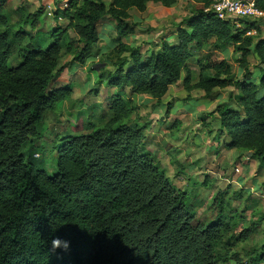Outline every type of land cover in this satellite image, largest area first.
Instances as JSON below:
<instances>
[{"label":"trees","instance_id":"1","mask_svg":"<svg viewBox=\"0 0 264 264\" xmlns=\"http://www.w3.org/2000/svg\"><path fill=\"white\" fill-rule=\"evenodd\" d=\"M150 2L168 7L175 0H69L55 11L67 17L66 26H55L45 47L29 43L14 66L7 64L9 17L0 4V264H223L227 259L215 251L220 223L194 224L185 194L142 152V127L131 123L135 105L123 89L159 100L179 82L208 98L215 97V87H237V107L222 103L214 111L217 133L226 136V148L251 151L264 161V37L247 34L253 28L257 34V21L242 20L236 27L204 10L210 5L205 0L204 9L176 28L174 41L163 40L143 55L123 38L133 32L129 10L144 11ZM256 4L264 11V0ZM41 10L23 22L36 27ZM104 18L117 42L108 54L114 68L108 84L116 90L108 117L86 134L65 137L49 174L35 167L24 147L39 134L44 113L71 93L69 85L50 88L62 55L83 62ZM211 37V49L232 45L239 52L242 80L226 61L198 59L200 71L213 74L190 83L191 48L203 47ZM249 54L258 60V81L247 77ZM55 238L70 241L69 251H51ZM257 263L264 264V246L249 258L248 264Z\"/></svg>","mask_w":264,"mask_h":264},{"label":"rangeland","instance_id":"2","mask_svg":"<svg viewBox=\"0 0 264 264\" xmlns=\"http://www.w3.org/2000/svg\"><path fill=\"white\" fill-rule=\"evenodd\" d=\"M68 1L0 0L2 12L9 17V66L21 60L23 48L29 43L45 47L52 41V29L66 26L67 17L55 11L65 8ZM40 8L36 27L23 22V17ZM204 8L205 0H175L168 7L150 2L144 11L132 8L128 21L133 32L123 41L148 55L163 40L174 41L176 28L185 26L184 19ZM257 25V34H253L264 37V22L259 20ZM97 29L99 39L83 62L72 61V54L62 55L50 88L69 85L71 93L44 113L39 134L24 147L35 167L49 174L55 171L57 146L65 137L86 134L108 117V106L116 92L108 84V75L114 69L108 54L117 42L107 18L98 22ZM69 36L75 37V33L69 30ZM214 39L211 37L203 47L191 48L187 63L190 83L200 75L213 74L210 69L201 72L198 59L226 61L237 79L246 76L238 61L239 52L232 45L211 49ZM247 60V77L258 81L257 58L249 54ZM123 91L135 105L131 123L142 127V152L149 154L176 192L185 194L193 223L202 227L210 222L220 223L222 236L215 251L227 258L223 264H248L249 258L264 246V161L251 151L226 148V136L217 133L219 120L214 112L222 103L237 107L235 97L239 89L233 85L215 87V97L208 98L202 90L187 89L179 82L170 86L159 100L131 93L127 87Z\"/></svg>","mask_w":264,"mask_h":264},{"label":"built area","instance_id":"3","mask_svg":"<svg viewBox=\"0 0 264 264\" xmlns=\"http://www.w3.org/2000/svg\"><path fill=\"white\" fill-rule=\"evenodd\" d=\"M204 10H211L219 19L230 21L236 27L241 26L242 20L264 22V11L257 6L256 0H210V5ZM253 32L254 28L248 30L247 34Z\"/></svg>","mask_w":264,"mask_h":264},{"label":"clouds","instance_id":"4","mask_svg":"<svg viewBox=\"0 0 264 264\" xmlns=\"http://www.w3.org/2000/svg\"><path fill=\"white\" fill-rule=\"evenodd\" d=\"M71 247V243L68 240H62L60 238H55L51 241V251H55L57 249H62L63 251H69Z\"/></svg>","mask_w":264,"mask_h":264},{"label":"crops","instance_id":"5","mask_svg":"<svg viewBox=\"0 0 264 264\" xmlns=\"http://www.w3.org/2000/svg\"><path fill=\"white\" fill-rule=\"evenodd\" d=\"M17 8V7H16ZM218 123H219V121H218ZM219 125H220V123H219ZM226 142V141H225Z\"/></svg>","mask_w":264,"mask_h":264}]
</instances>
